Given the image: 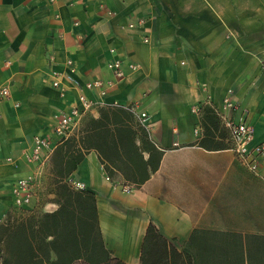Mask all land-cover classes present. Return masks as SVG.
<instances>
[{"label":"crops","instance_id":"obj_1","mask_svg":"<svg viewBox=\"0 0 264 264\" xmlns=\"http://www.w3.org/2000/svg\"><path fill=\"white\" fill-rule=\"evenodd\" d=\"M114 58L138 67L113 82ZM92 80L113 82L107 104L146 112L143 129L161 152L140 186L117 171L108 177L94 150L70 175L95 196L111 258L264 264V164L252 173L229 149L200 147L203 112H192L208 104L264 141V0H0V88L9 90L0 98V224L17 213L12 189L30 172L33 137H50L80 94L98 99L84 87ZM227 94L231 109L223 108ZM106 108L84 115L72 138ZM150 224L159 238L144 244Z\"/></svg>","mask_w":264,"mask_h":264},{"label":"trees","instance_id":"obj_2","mask_svg":"<svg viewBox=\"0 0 264 264\" xmlns=\"http://www.w3.org/2000/svg\"><path fill=\"white\" fill-rule=\"evenodd\" d=\"M202 112L204 133L199 146L206 150L228 148L227 142L216 141L214 111L204 107ZM90 150L97 152L108 177L117 171L135 186L150 178L161 157L130 113L110 106L101 110L99 119L86 122L78 138H70L54 150L51 174L56 210L42 214L37 223L24 219L0 224V264H120L104 247L94 194L86 189L76 191L66 182ZM115 164L121 167L115 168ZM158 238L150 224L144 244Z\"/></svg>","mask_w":264,"mask_h":264},{"label":"built area","instance_id":"obj_3","mask_svg":"<svg viewBox=\"0 0 264 264\" xmlns=\"http://www.w3.org/2000/svg\"><path fill=\"white\" fill-rule=\"evenodd\" d=\"M114 53V49L110 50ZM57 66V64H54ZM138 66L132 63H124L120 59H111L107 64V69L113 76V82L121 80L125 71L135 70ZM71 70L70 72H72ZM52 86H59V73L52 71ZM103 82L102 80H92L86 82L84 87L89 91L96 92L98 99L88 98L84 94L78 96V106H75L69 111L61 112L56 116V124L52 130L50 137L36 135L33 137V146L29 154L26 155V161L31 167L30 172L17 180L12 189L13 207L17 213L32 214L40 208V195L39 192L43 189L45 175L49 173L51 166V158L57 146L61 145L64 141L72 138L73 130L76 128L78 122L84 115H91L92 111L99 110L105 107H117L124 109L132 114L137 124L148 131L147 120L148 115L146 112L138 111L133 104L122 105L117 102L107 104L104 98L108 89L113 83ZM230 90H228V94ZM223 99L224 109L233 107L229 98ZM9 90L7 87L0 88V98H7ZM203 104L194 106L192 112L200 115L202 112ZM216 112V111H215ZM217 113V112H216ZM218 115V114H217ZM223 127L227 132L228 148L236 157V160L252 173H257L261 164H264V141L254 143L253 132L251 127L244 121L233 122L228 119L223 112L219 114ZM108 179V178H106ZM66 182L68 185L76 190H85L82 182L69 177ZM122 190L129 194L132 192V187L123 185ZM50 200H46L43 206V211L53 212L56 210L57 205L51 201L53 194H48Z\"/></svg>","mask_w":264,"mask_h":264},{"label":"rangeland","instance_id":"obj_4","mask_svg":"<svg viewBox=\"0 0 264 264\" xmlns=\"http://www.w3.org/2000/svg\"><path fill=\"white\" fill-rule=\"evenodd\" d=\"M206 107L213 110L214 115L216 117V120H215L216 121L215 126H217V130L215 131L216 141L223 142L224 144H226L227 139H228L227 132H226L225 128L222 126L220 117L217 115L215 110L210 105L207 104ZM201 120L203 121V117L201 118ZM86 122H88V121L85 120L83 122V125L78 129L79 131L82 130L81 128L86 124ZM203 133H204V131H203ZM51 168H52V163L50 166L49 173H47L45 175L43 189L39 192V195H40V208H39V210H37L36 212L34 211L32 214H23V215L21 213H11L10 215H8V218L6 219V221H8L9 223H12V224H16L17 222L24 220V219H31L32 221H34L36 223L41 220L42 214L45 213V211H43V209H42L44 206V203L46 200H50L47 197V195L48 194H54V192H55V188H54L55 186H54V181H53L52 174H51ZM54 198H55V195H53L52 200H55ZM76 264H83V263L78 262Z\"/></svg>","mask_w":264,"mask_h":264}]
</instances>
